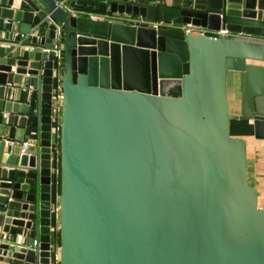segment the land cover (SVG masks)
<instances>
[{"label": "water", "instance_id": "obj_1", "mask_svg": "<svg viewBox=\"0 0 264 264\" xmlns=\"http://www.w3.org/2000/svg\"><path fill=\"white\" fill-rule=\"evenodd\" d=\"M65 4L161 24L0 0V261L51 264L55 203L57 264H264V206L230 133L232 118L251 119L264 138V0Z\"/></svg>", "mask_w": 264, "mask_h": 264}, {"label": "crops", "instance_id": "obj_2", "mask_svg": "<svg viewBox=\"0 0 264 264\" xmlns=\"http://www.w3.org/2000/svg\"><path fill=\"white\" fill-rule=\"evenodd\" d=\"M94 2H102L108 0H93ZM189 2V0H184ZM86 10H92V12L100 14L102 18H110L112 20H121L130 23L144 24L147 23H138L139 21L135 20L134 15H126L121 13L110 12L109 10L97 9L93 10L89 6L83 7ZM106 15L105 14H108ZM116 14H119L117 16ZM121 14V15H120ZM99 17V15L97 16ZM10 24L11 22H7ZM28 26L27 23H22V27ZM202 29V28H201ZM199 30V29H198ZM239 71L229 70L227 73V97L229 102V111L231 113L238 114L240 112V75ZM15 87V86H14ZM21 100L26 99L27 95L30 93L29 89L22 90ZM230 133L235 136H240L246 141V152H247V179L248 183L254 186L257 190V201L258 205L264 206V138H256L253 134V124L251 119L244 118H232L230 120ZM54 145V151L56 150V143ZM56 157V152H54ZM58 193V168L57 160L54 158L53 167H52V195L56 201ZM57 219L54 215L52 221V242L54 243L55 235H57ZM33 232L30 231L29 235H32ZM23 237V235H22ZM0 264H8L6 262L0 261Z\"/></svg>", "mask_w": 264, "mask_h": 264}, {"label": "built area", "instance_id": "obj_3", "mask_svg": "<svg viewBox=\"0 0 264 264\" xmlns=\"http://www.w3.org/2000/svg\"><path fill=\"white\" fill-rule=\"evenodd\" d=\"M61 5H63V7L69 9L72 13L74 14H80V15H85V16H89L91 18H102L100 17V14L94 13L92 12V10H86L84 8H79V9H75V8H70L69 5L65 4V0H60ZM99 15V17H97ZM109 15L108 14H105ZM117 16H119V14H116ZM121 15V14H120ZM135 20L139 21L138 23H147V24H154V25H158L161 24V21H156L153 23H149L146 22L145 18H134ZM186 29L188 30H195V31H199V32H206V33H210L213 35H226L228 32L226 30V28L221 27L219 30H203L201 28H196V27H192L190 25L186 26ZM199 29V30H198ZM60 29L58 28L56 31V36L54 38V42L55 43V52H56V61L58 62V64L61 61V49H60V45H59V41H60ZM60 84H59V79L57 76V83H56V88H54V94H53V105H52V132L56 135L55 137L57 138L58 135V130H59V121H60ZM11 143H15V140L13 139H9ZM24 145L27 143V141L23 142ZM54 149V145L52 147ZM57 151H58V147L56 146V150L54 152H56V156H57ZM54 214L56 215L57 218V204L54 203V207L52 208ZM23 241V237L22 235H17L16 238V242L21 243ZM51 250H52V257L50 258L51 264H57V250H58V243L57 242H51Z\"/></svg>", "mask_w": 264, "mask_h": 264}, {"label": "trees", "instance_id": "obj_4", "mask_svg": "<svg viewBox=\"0 0 264 264\" xmlns=\"http://www.w3.org/2000/svg\"><path fill=\"white\" fill-rule=\"evenodd\" d=\"M58 140V138H57ZM57 165H58V161H57ZM58 167V166H57ZM56 238H54V241L58 243V232H57V235H55Z\"/></svg>", "mask_w": 264, "mask_h": 264}]
</instances>
